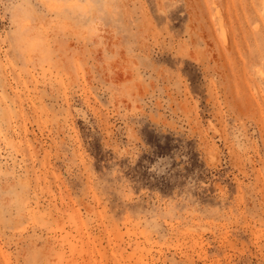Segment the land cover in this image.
Returning <instances> with one entry per match:
<instances>
[{
  "label": "rangeland",
  "instance_id": "1",
  "mask_svg": "<svg viewBox=\"0 0 264 264\" xmlns=\"http://www.w3.org/2000/svg\"><path fill=\"white\" fill-rule=\"evenodd\" d=\"M0 264H264V0H0Z\"/></svg>",
  "mask_w": 264,
  "mask_h": 264
},
{
  "label": "clouds",
  "instance_id": "2",
  "mask_svg": "<svg viewBox=\"0 0 264 264\" xmlns=\"http://www.w3.org/2000/svg\"><path fill=\"white\" fill-rule=\"evenodd\" d=\"M242 147H243L242 145H239V144L237 145L238 149H242Z\"/></svg>",
  "mask_w": 264,
  "mask_h": 264
}]
</instances>
